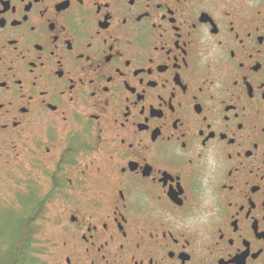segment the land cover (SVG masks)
I'll return each instance as SVG.
<instances>
[{"label":"flooded vegetation","instance_id":"obj_1","mask_svg":"<svg viewBox=\"0 0 264 264\" xmlns=\"http://www.w3.org/2000/svg\"><path fill=\"white\" fill-rule=\"evenodd\" d=\"M19 177L40 264H264V0H0Z\"/></svg>","mask_w":264,"mask_h":264},{"label":"trees","instance_id":"obj_2","mask_svg":"<svg viewBox=\"0 0 264 264\" xmlns=\"http://www.w3.org/2000/svg\"><path fill=\"white\" fill-rule=\"evenodd\" d=\"M30 193L23 196L19 211L13 221L14 233L0 240V264H36L38 252L33 241L36 230L35 221L40 215L39 204H36ZM36 246V247H35Z\"/></svg>","mask_w":264,"mask_h":264},{"label":"rangeland","instance_id":"obj_3","mask_svg":"<svg viewBox=\"0 0 264 264\" xmlns=\"http://www.w3.org/2000/svg\"><path fill=\"white\" fill-rule=\"evenodd\" d=\"M22 176V175H21ZM20 182V184H18ZM31 186L28 182L27 177H19L14 181L13 183H10L8 185H4L0 183V240H8V238H5V236H12L14 233L13 229V221L14 217L16 216V212L19 211L20 203L23 200V197L21 196L23 191H31ZM26 194V193H25ZM20 202V203H19ZM43 218V214L41 216V219L36 221V234L35 237L38 239V236L43 235L45 232V227L41 223ZM41 223V224H39ZM38 235V236H37ZM3 236V237H1ZM1 243V242H0ZM37 251L38 249L42 248V243L37 242ZM38 260V259H37ZM39 261V260H38ZM41 263V260L39 261V264Z\"/></svg>","mask_w":264,"mask_h":264}]
</instances>
